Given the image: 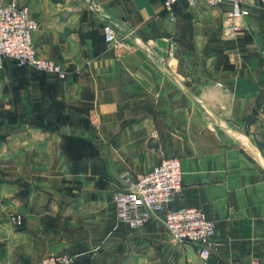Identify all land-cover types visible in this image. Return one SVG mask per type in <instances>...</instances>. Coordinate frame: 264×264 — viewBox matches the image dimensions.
Wrapping results in <instances>:
<instances>
[{
    "label": "crops",
    "instance_id": "0c3cea01",
    "mask_svg": "<svg viewBox=\"0 0 264 264\" xmlns=\"http://www.w3.org/2000/svg\"><path fill=\"white\" fill-rule=\"evenodd\" d=\"M17 1L39 21L38 54L68 75L0 58L4 264L62 252L73 264H264V2L251 0L230 36L226 4ZM168 157L184 181L171 208L216 223L206 261L158 218L138 229L118 220L125 178Z\"/></svg>",
    "mask_w": 264,
    "mask_h": 264
},
{
    "label": "built area",
    "instance_id": "2783aa9c",
    "mask_svg": "<svg viewBox=\"0 0 264 264\" xmlns=\"http://www.w3.org/2000/svg\"><path fill=\"white\" fill-rule=\"evenodd\" d=\"M180 0H164L167 9ZM189 6L205 4L210 7L229 5L225 18L226 33L236 35L241 21L250 15L251 0H184ZM264 2V0H262ZM39 21L27 6L17 0H0V58L14 59L19 66H30L38 71L65 79L68 70L52 58L40 56L34 43V32ZM105 39L116 41V30L111 24L104 26ZM127 189L115 195L118 220L138 229L153 218L160 219L176 242L197 244L199 254L207 260L217 248L216 223L209 220L202 209L195 206L171 208V203L184 188L182 162L178 157H168L152 171L137 179L125 178ZM10 219L21 224L19 216ZM76 255L70 252L51 254L36 264H73ZM0 264H4L0 254Z\"/></svg>",
    "mask_w": 264,
    "mask_h": 264
},
{
    "label": "rangeland",
    "instance_id": "374dc122",
    "mask_svg": "<svg viewBox=\"0 0 264 264\" xmlns=\"http://www.w3.org/2000/svg\"><path fill=\"white\" fill-rule=\"evenodd\" d=\"M51 75V74H50Z\"/></svg>",
    "mask_w": 264,
    "mask_h": 264
}]
</instances>
